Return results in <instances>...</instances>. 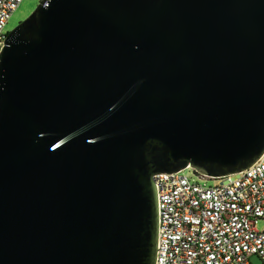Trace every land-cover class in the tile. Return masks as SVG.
<instances>
[{
  "label": "water",
  "instance_id": "1",
  "mask_svg": "<svg viewBox=\"0 0 264 264\" xmlns=\"http://www.w3.org/2000/svg\"><path fill=\"white\" fill-rule=\"evenodd\" d=\"M263 153L264 0H44L0 56V264H155L154 176Z\"/></svg>",
  "mask_w": 264,
  "mask_h": 264
},
{
  "label": "built area",
  "instance_id": "2",
  "mask_svg": "<svg viewBox=\"0 0 264 264\" xmlns=\"http://www.w3.org/2000/svg\"><path fill=\"white\" fill-rule=\"evenodd\" d=\"M22 1L0 0V56L8 35L5 27ZM154 182L155 264H253L252 256L264 264V153L233 175L210 179L189 168L157 174Z\"/></svg>",
  "mask_w": 264,
  "mask_h": 264
},
{
  "label": "rangeland",
  "instance_id": "3",
  "mask_svg": "<svg viewBox=\"0 0 264 264\" xmlns=\"http://www.w3.org/2000/svg\"><path fill=\"white\" fill-rule=\"evenodd\" d=\"M38 5V0H23L18 9L12 14L9 22L5 27V32L7 34L10 33L16 26L27 19ZM208 183L213 184V181H208ZM262 227L263 222L259 221L258 229H262ZM250 260L253 264H261V261L257 256H252Z\"/></svg>",
  "mask_w": 264,
  "mask_h": 264
}]
</instances>
